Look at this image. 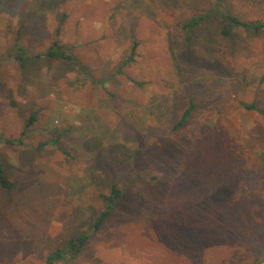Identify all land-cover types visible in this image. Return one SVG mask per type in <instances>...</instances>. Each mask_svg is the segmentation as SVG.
I'll return each mask as SVG.
<instances>
[{
    "label": "rangeland",
    "instance_id": "374dc122",
    "mask_svg": "<svg viewBox=\"0 0 264 264\" xmlns=\"http://www.w3.org/2000/svg\"><path fill=\"white\" fill-rule=\"evenodd\" d=\"M212 3L0 0V136L23 134L0 146V264H44L82 232L59 264H264V31L223 37L216 16L189 39ZM226 6L264 20V0ZM59 27L75 62L23 70L17 42L42 55Z\"/></svg>",
    "mask_w": 264,
    "mask_h": 264
},
{
    "label": "trees",
    "instance_id": "16d2710c",
    "mask_svg": "<svg viewBox=\"0 0 264 264\" xmlns=\"http://www.w3.org/2000/svg\"><path fill=\"white\" fill-rule=\"evenodd\" d=\"M227 0H213L212 10L207 13H201L191 19H188L182 24L181 29L187 32L188 38H192L193 35L201 27H205L207 21L219 17L221 26L219 27V34L223 37L232 38L235 29H243L254 33H260L264 31V20H246L238 15L233 14L230 9L226 6ZM57 38L50 45V47L42 54L35 56H28L26 50L19 44V41L13 49V56L23 70L27 69L30 64L37 65L42 60L47 62H75L74 56L68 52V47L61 43L60 27L56 31ZM188 39V40H189ZM137 43L132 48V54L127 62L133 61L135 50L137 49ZM195 105L191 103L184 111L179 123L174 127V130H178L187 121L192 114ZM247 109H255L254 105L247 106ZM37 120V114L33 113L27 121L26 128L31 127ZM23 136V134H22ZM22 136L17 139L6 138L0 136V146L10 145L15 146L22 143ZM0 186L4 189L11 190L13 188L12 182L9 181L6 175L4 166L0 163ZM124 196V191L116 186H113L108 195H103L104 201L103 210L95 217L92 232L98 233L107 224L108 219L114 213L115 207L119 200ZM90 238V234L82 232L77 236L71 238L63 248L56 249L50 252L46 258L44 264H59V263H70L75 260L84 247L87 245Z\"/></svg>",
    "mask_w": 264,
    "mask_h": 264
}]
</instances>
